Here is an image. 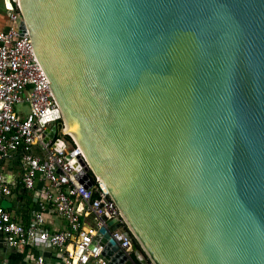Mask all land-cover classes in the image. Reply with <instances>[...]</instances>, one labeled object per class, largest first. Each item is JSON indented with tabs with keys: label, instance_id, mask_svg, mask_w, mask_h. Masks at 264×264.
Here are the masks:
<instances>
[{
	"label": "water",
	"instance_id": "obj_1",
	"mask_svg": "<svg viewBox=\"0 0 264 264\" xmlns=\"http://www.w3.org/2000/svg\"><path fill=\"white\" fill-rule=\"evenodd\" d=\"M17 9L61 134L131 238L127 256L112 239L119 224L99 230L107 264H264V0Z\"/></svg>",
	"mask_w": 264,
	"mask_h": 264
},
{
	"label": "built area",
	"instance_id": "obj_2",
	"mask_svg": "<svg viewBox=\"0 0 264 264\" xmlns=\"http://www.w3.org/2000/svg\"><path fill=\"white\" fill-rule=\"evenodd\" d=\"M10 2L13 7L6 10L10 27L0 30V159L17 153L21 184L39 192L44 202H38L27 226L18 224L0 206V234L6 245L17 249L43 242L60 252V264H107L101 256L103 246L93 242L101 228L119 224L112 239L128 256L131 238L107 191L96 179L91 180V187L79 182L77 175L83 172L89 176L90 170L78 147L65 142L63 147L54 148L56 140H63L57 137L62 130L57 104L29 35L18 32L21 18L17 0ZM18 104L28 107L24 116L16 111ZM52 129L56 130L54 138L50 137ZM39 183L46 186L37 190ZM10 195V188L0 179V199ZM47 211L65 219L68 230L45 229L43 216ZM34 264L46 263L37 256Z\"/></svg>",
	"mask_w": 264,
	"mask_h": 264
},
{
	"label": "crops",
	"instance_id": "obj_3",
	"mask_svg": "<svg viewBox=\"0 0 264 264\" xmlns=\"http://www.w3.org/2000/svg\"><path fill=\"white\" fill-rule=\"evenodd\" d=\"M6 4L0 0V30L10 27L6 16ZM20 159L17 153L6 159H0V179L3 180L11 190V195L0 199V206L4 208L12 218L23 226L31 223L33 213L36 211L38 202H44L42 195L36 190H27L21 184ZM46 184L36 186L41 190ZM43 226L52 232L68 230L65 219L47 211L43 216ZM37 256H42L46 264H60L62 256L60 252L49 245L35 241L24 249L9 247L5 244L0 234V264H34Z\"/></svg>",
	"mask_w": 264,
	"mask_h": 264
},
{
	"label": "trees",
	"instance_id": "obj_4",
	"mask_svg": "<svg viewBox=\"0 0 264 264\" xmlns=\"http://www.w3.org/2000/svg\"><path fill=\"white\" fill-rule=\"evenodd\" d=\"M61 125H62V123L60 122V126ZM57 137L58 138H62L70 146H74V143L72 142V140L68 136H64V135H62V134L59 133ZM89 177H90L91 180L94 181L95 178H94V176L91 173H89Z\"/></svg>",
	"mask_w": 264,
	"mask_h": 264
},
{
	"label": "rangeland",
	"instance_id": "obj_5",
	"mask_svg": "<svg viewBox=\"0 0 264 264\" xmlns=\"http://www.w3.org/2000/svg\"><path fill=\"white\" fill-rule=\"evenodd\" d=\"M15 109L22 114L21 116H24L28 112V107L25 104H18Z\"/></svg>",
	"mask_w": 264,
	"mask_h": 264
}]
</instances>
